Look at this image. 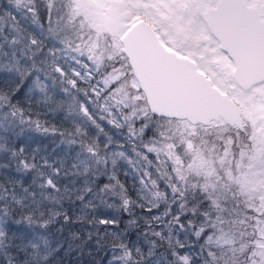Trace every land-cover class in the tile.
Wrapping results in <instances>:
<instances>
[{
  "label": "snow or ice",
  "instance_id": "6c2138e0",
  "mask_svg": "<svg viewBox=\"0 0 264 264\" xmlns=\"http://www.w3.org/2000/svg\"><path fill=\"white\" fill-rule=\"evenodd\" d=\"M0 264H264V0H0Z\"/></svg>",
  "mask_w": 264,
  "mask_h": 264
},
{
  "label": "trees",
  "instance_id": "16d2710c",
  "mask_svg": "<svg viewBox=\"0 0 264 264\" xmlns=\"http://www.w3.org/2000/svg\"><path fill=\"white\" fill-rule=\"evenodd\" d=\"M128 183H129V186H131V183H132V177H129V178H128Z\"/></svg>",
  "mask_w": 264,
  "mask_h": 264
}]
</instances>
